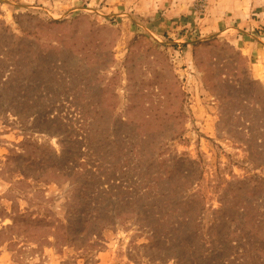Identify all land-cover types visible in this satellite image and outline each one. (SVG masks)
<instances>
[{
	"label": "rangeland",
	"instance_id": "374dc122",
	"mask_svg": "<svg viewBox=\"0 0 264 264\" xmlns=\"http://www.w3.org/2000/svg\"><path fill=\"white\" fill-rule=\"evenodd\" d=\"M160 178L264 264V0H0V264H173L122 197Z\"/></svg>",
	"mask_w": 264,
	"mask_h": 264
},
{
	"label": "trees",
	"instance_id": "16d2710c",
	"mask_svg": "<svg viewBox=\"0 0 264 264\" xmlns=\"http://www.w3.org/2000/svg\"><path fill=\"white\" fill-rule=\"evenodd\" d=\"M49 114L51 112H48V116ZM115 175L117 174H113L112 178L108 177V180L118 181ZM160 180L161 178L155 181L153 185L142 183V186H138L137 183H134L133 188L130 185L122 188L124 189L122 190V197H125L127 204L129 201L136 203L138 200L139 202L142 200L145 202L136 206L132 205L129 209L130 215L126 216V219H131V222L138 224L140 234H144L142 235L143 243L138 245L143 248L142 253L147 255L151 262L157 263H163L166 260V262L172 261L173 264H231L230 261L235 260L236 264H242L244 262L242 255L237 257L231 255L232 258L225 259L224 255L228 254V248H217L215 245L208 248L205 246L210 244V241L206 240L207 234L205 235L200 222L202 211L200 200L186 198L182 193H177L176 188H165L166 182H160ZM111 188L116 191L121 189L120 185ZM221 210L225 211L224 208ZM21 217L27 216L22 215ZM38 218L48 222V224L52 223L48 216H43V218L37 216L31 218L30 216V222L36 223L39 221ZM229 218L233 217L229 214ZM77 222L82 225L81 219ZM120 223H123V220H120ZM84 225H86V220L82 226ZM95 225L101 227L103 224L98 221ZM66 226V224L60 223L57 227L52 228L50 234L39 236L35 242L39 239L52 242L50 238H53L56 246L60 248L68 246L69 239L64 233ZM223 226V217L216 216L209 234L213 235L214 232L217 235L222 234ZM59 228H62V232L59 231ZM56 233L59 234V239ZM16 236H18L17 233ZM94 236L97 237L95 234ZM156 247L158 248L156 251H151V248ZM149 251L151 252L149 253Z\"/></svg>",
	"mask_w": 264,
	"mask_h": 264
}]
</instances>
